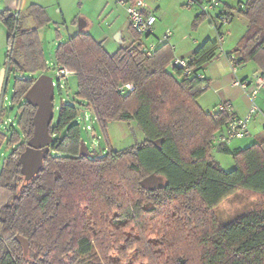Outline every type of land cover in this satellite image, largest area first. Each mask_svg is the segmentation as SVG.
Segmentation results:
<instances>
[{"label": "trees", "instance_id": "16d2710c", "mask_svg": "<svg viewBox=\"0 0 264 264\" xmlns=\"http://www.w3.org/2000/svg\"><path fill=\"white\" fill-rule=\"evenodd\" d=\"M28 9L32 29L23 28L20 14L0 12L9 32V73L22 74L13 87L18 125L11 124L10 136L2 126L12 108L0 110V145L13 146L0 169V264H264V139L245 149L218 145L235 162L226 171L213 147L228 114L199 104L209 80L197 75L220 58L217 39L188 60L191 75L172 66L168 42L148 56L150 36L132 28L134 41L114 54L89 33L60 43L56 64L74 73L78 89L72 103L58 107L42 168L25 180L20 158L34 134L36 108L24 97L35 75L46 74L38 31L49 21L41 6ZM237 11L248 23L238 63L253 62L264 76V0H247ZM80 106L93 111L104 131L110 121L136 122L145 140L82 154ZM152 175L161 185L143 183ZM238 192L253 196L257 206L220 225L213 210ZM16 236L28 241L27 253Z\"/></svg>", "mask_w": 264, "mask_h": 264}, {"label": "rangeland", "instance_id": "374dc122", "mask_svg": "<svg viewBox=\"0 0 264 264\" xmlns=\"http://www.w3.org/2000/svg\"><path fill=\"white\" fill-rule=\"evenodd\" d=\"M40 1L41 5L47 11L49 21L38 31V37L43 50V56L46 64L45 73L53 79L55 85V99L54 105L55 118L58 113V107L61 103H72L73 94L77 92L78 84L77 78L73 74L67 79L58 77V66L55 60V51L58 45L67 41L70 37L82 32L89 33L98 41L102 42L108 53L114 54L121 47H126L133 40L134 35L129 28V20L126 10L121 7L116 0H29ZM146 4L155 12L158 17L157 24L154 28V36L150 39L151 42L155 41V37L163 38L166 31L172 32L169 42L175 49V54H181L182 51L188 50L191 47L198 49L205 41L210 38L217 39V33L210 21L204 15L201 9H194L188 7V0H145ZM247 0H222V4H229L232 9H238L240 4H245ZM24 10L27 7L24 5ZM25 12V11H24ZM198 15H203L201 21H196ZM24 22L23 28L27 27L29 18L27 13L23 14ZM32 22V19H29ZM77 22L74 24V22ZM247 21L244 17L236 15L233 22L224 24L222 28L223 36L225 37L224 47L228 51L233 50L235 56L238 47L237 37L246 31ZM79 26H82L81 28ZM122 32L125 37L123 40L118 39V34ZM154 40V41H153ZM200 40V44L195 45V41ZM236 41V42H235ZM232 44V45H231ZM15 45V49H16ZM17 55V51H15ZM221 54L220 59H223ZM19 59L22 58L19 56ZM216 61H213L214 63ZM211 64V63H210ZM250 65L244 63L237 66L236 77L232 79L242 81L239 77L243 70H247ZM231 71V67L229 66ZM21 73H13L10 87L8 90V101L6 105L11 109L9 111L10 119L18 117V106L12 103V94L15 79L21 78ZM233 75V74H232ZM25 76H30L28 72ZM37 78L40 73L35 75ZM255 86V79H254ZM253 86V88H254ZM220 87V86H219ZM218 87V88H219ZM217 87L210 85V87L200 97V102H205L206 111L218 110L217 105H221L226 101L219 104L216 100L217 95L227 96L230 91L227 89L217 90ZM239 88V87H237ZM239 90L247 93L239 88ZM251 89H249L250 91ZM261 91V90H260ZM199 98V99H200ZM260 107V106H259ZM80 116L77 123L81 126V134L83 142L94 155H103L109 149L114 151L124 150L136 143L145 140V134L138 127L136 122H123V121H110L107 124L106 130L97 122L92 110L82 108L80 106ZM259 119L256 121L251 120L249 128L251 136L243 139H235L229 143L230 149H245L255 142H259L261 135L264 134V117L261 113ZM244 118V117H243ZM8 124L4 126V130L8 136L11 135V126L17 128V120L6 121ZM12 124V125H11ZM3 127V126H2ZM218 144L214 142L213 156L221 164L226 171L234 169L235 162L230 155L220 152L217 148ZM13 151V146L4 142L0 145V169L4 161L9 157ZM258 204V201L245 192H238L225 199L213 212L219 221L220 225H228L238 218L242 217L249 211L253 210Z\"/></svg>", "mask_w": 264, "mask_h": 264}, {"label": "built area", "instance_id": "2783aa9c", "mask_svg": "<svg viewBox=\"0 0 264 264\" xmlns=\"http://www.w3.org/2000/svg\"><path fill=\"white\" fill-rule=\"evenodd\" d=\"M154 1L158 2L159 0ZM116 2L126 10L130 26L137 35L140 37H148L153 34L154 27L158 19L156 15L150 11V8L146 4L145 0H116ZM187 5L190 8L201 9L205 16L210 19L217 33L219 52L227 58L232 74L235 78L239 63L238 57H236L234 54L226 53L224 50L225 37L223 36L222 28L224 24L229 23L231 16L228 15L229 11L222 4V0H205L203 3L199 4L196 2V0H188ZM17 14L19 15V12ZM171 35L172 32L167 30L164 37L162 38V41H168ZM155 47L156 46L154 44H150L145 49L146 54L148 56H152ZM172 66L183 69V73L185 75L192 74L189 62L186 59L174 58ZM73 74L74 73H72L67 68H58L59 78L67 79ZM197 77L200 80L206 79L204 73H199ZM232 85L239 87L246 92H248L250 89V83L246 80H234ZM127 88L131 89V85H127ZM260 90H264V76L258 75L255 78L254 88L249 91L251 105L247 116L244 118L237 115L229 103H222L218 106L219 111L227 112L228 121L225 124L224 129L215 136V142L217 144L229 145V143L235 139H243L251 136V131L249 128L250 121L257 113H261V115L264 117V110H262L257 103V97Z\"/></svg>", "mask_w": 264, "mask_h": 264}, {"label": "crops", "instance_id": "0c3cea01", "mask_svg": "<svg viewBox=\"0 0 264 264\" xmlns=\"http://www.w3.org/2000/svg\"><path fill=\"white\" fill-rule=\"evenodd\" d=\"M24 5L27 7V9H25V10L23 7ZM31 5L41 6L45 10L43 5H41L40 1L0 0V12L7 11V10L12 11V12H16V13L19 12V14L21 15L22 18H23V14L27 13L29 18L25 19L28 22V25H27V27H25V29H32L36 26V24H35V20H34L33 16L30 15V13H29L28 8ZM224 6L228 11H230L231 14H233V16L230 18L229 23L234 21L236 15L243 17L241 14L238 13V11L236 9H232L233 7L230 6L229 4H226ZM150 11L155 14V12L153 10H150ZM45 12L47 14L46 10H45ZM29 19H32L31 20L32 22H30ZM157 19H158V17H157ZM22 22H24V18H23ZM76 23L77 22L75 21L74 24H76ZM129 28H130V30H132L130 23H129ZM246 30H247V28H246ZM245 32L246 31L242 32L239 35V37H237L238 40H237V42L235 41L236 44H238L239 40L242 38V36L245 34ZM152 36H154V32L150 36V38L146 41L144 40V42L148 43V44H154V45H159L160 43H163L161 37H155V41L153 40L154 42H151L150 39H152ZM119 40H123V42L125 43V37H124L122 32L119 33ZM210 40H216V39L210 38ZM133 41H134V38H133V40H131V43ZM166 42H168L171 45L169 40ZM200 42H201L200 40L199 41L196 40L194 43H195V45L196 44L199 45ZM173 49H174V47H173ZM196 50H197V48L193 49V47H191L188 50L182 51L181 54L179 55V54H175V49H174V56H175V58H183V59L189 60ZM224 50L226 53L234 54L232 49H231V51H228V49L224 47ZM8 52H9V32H8L7 27L0 21V110L2 108H6V109L9 108L6 105V102L8 101V95L7 94H8V90H9L10 83L12 80V75L9 73L8 66H7ZM223 57H224L223 59L219 58L218 60H216V62L208 64L205 71H204V74H205L206 78L209 80V87H210V85L213 84V86H215L217 88L220 86L217 90L227 89L228 91H230V95H227V96L217 95L216 96L217 102H219V104H220L221 102L226 101L225 103H229L237 115H239L240 117H246L248 112H249L250 105H251L249 91L247 93H244L243 91L239 90V88L232 85V79H233L232 71H230V69H229V63H228L227 58L224 55H223ZM249 65H250V67L247 68V70H243V72H241V75H239V77L242 78L243 80L248 81L250 83V89H252L254 86V79L258 75H261V71L255 63L250 62ZM200 100H201V98L199 99V104L206 111L205 102H200ZM257 103L260 106V108L262 110H264V90H261L259 92V95L257 97ZM217 106H219V105H217ZM55 109H56V107H55ZM218 111L219 110L216 109V110L209 111V112L216 113ZM259 116L260 115H255V117L252 120L253 121L258 120ZM6 118H7L6 121H12L14 119V118L10 119L9 113L7 114ZM3 128H4V126H3ZM261 136L262 137H260L259 142L262 139H264V134ZM255 143H257V142H255ZM217 148H218V146H217Z\"/></svg>", "mask_w": 264, "mask_h": 264}, {"label": "water", "instance_id": "95a60500", "mask_svg": "<svg viewBox=\"0 0 264 264\" xmlns=\"http://www.w3.org/2000/svg\"><path fill=\"white\" fill-rule=\"evenodd\" d=\"M196 10V8H195ZM80 28L82 26H79ZM119 39V34H118ZM25 101L36 108L34 116V134L28 141L25 152L21 155L22 173L25 180H31L42 168L44 157L50 153V146L53 143V136L50 135L49 128L55 118V85L53 79L46 75H40L24 97ZM160 145L159 142L156 143ZM80 152L84 155H91L84 142L81 143ZM144 184L158 187L162 181L152 175L143 181ZM16 240L22 245L27 253L28 241L21 236H16Z\"/></svg>", "mask_w": 264, "mask_h": 264}]
</instances>
